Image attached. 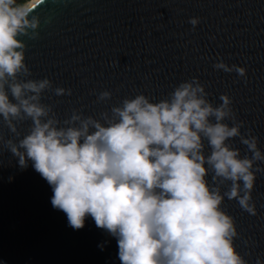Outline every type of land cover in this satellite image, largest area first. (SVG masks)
<instances>
[{
    "label": "clouds",
    "instance_id": "1",
    "mask_svg": "<svg viewBox=\"0 0 264 264\" xmlns=\"http://www.w3.org/2000/svg\"><path fill=\"white\" fill-rule=\"evenodd\" d=\"M43 2L0 0V122L12 134L0 135V144L21 169L31 162L69 227L83 229L91 217L114 237L121 264H248L234 243L235 219L223 205L225 198L235 200L257 214L252 193L257 173H264L258 164L264 152L251 129L241 133L231 97L222 94L214 105L194 77L158 102L138 94L99 118L73 110L61 121L43 95H71V89L28 78L21 39L38 38L40 18L33 13ZM199 22L189 20L193 27ZM213 67L247 73L222 60ZM111 95L103 91L98 101ZM233 138L246 146L244 155ZM256 264L264 261L257 257Z\"/></svg>",
    "mask_w": 264,
    "mask_h": 264
},
{
    "label": "water",
    "instance_id": "2",
    "mask_svg": "<svg viewBox=\"0 0 264 264\" xmlns=\"http://www.w3.org/2000/svg\"><path fill=\"white\" fill-rule=\"evenodd\" d=\"M33 14L40 18L38 38L21 37L28 78L71 89V95H43L61 121L73 110L99 118L138 94L158 102L195 77L214 105L222 94L231 97L241 133L251 129L264 152V0H44ZM194 17L200 21L195 27L189 23ZM221 60L245 67L246 77L216 70ZM106 90L111 98L98 101ZM0 135H12L2 122ZM231 143L247 152L239 138ZM52 195L31 162L21 169L0 144V264H121L116 239L91 217L83 229L69 227L66 214L52 207ZM252 195L256 215L235 200L225 198L223 205L235 219L234 243L248 264L264 261V173H257Z\"/></svg>",
    "mask_w": 264,
    "mask_h": 264
}]
</instances>
